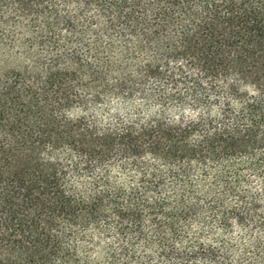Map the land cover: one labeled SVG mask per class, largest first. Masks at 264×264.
Segmentation results:
<instances>
[{
	"label": "trees",
	"instance_id": "obj_1",
	"mask_svg": "<svg viewBox=\"0 0 264 264\" xmlns=\"http://www.w3.org/2000/svg\"><path fill=\"white\" fill-rule=\"evenodd\" d=\"M0 264H264V0H0Z\"/></svg>",
	"mask_w": 264,
	"mask_h": 264
}]
</instances>
